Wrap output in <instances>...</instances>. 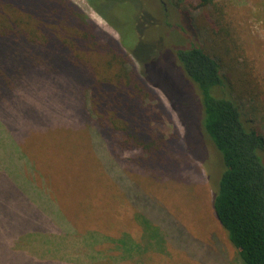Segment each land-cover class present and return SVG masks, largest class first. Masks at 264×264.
Returning <instances> with one entry per match:
<instances>
[{"label":"trees","instance_id":"1","mask_svg":"<svg viewBox=\"0 0 264 264\" xmlns=\"http://www.w3.org/2000/svg\"><path fill=\"white\" fill-rule=\"evenodd\" d=\"M87 1L90 4L91 0ZM173 1L177 6L186 2ZM191 1L204 11V34L199 37L192 27L194 19L186 12L178 9L180 22L171 20L166 5L154 0L159 20L143 27L157 25L161 31L152 33L147 50L141 54L137 52L140 41L135 31L131 34L110 24L96 7L92 9L114 33L71 0H0V149L6 156H0V202L9 206V211L0 208L7 217L4 220L0 216V222L17 229L5 251L23 232L45 234L57 224L61 230L75 227L66 210L58 215L50 207L54 195L53 203L62 205L57 188L50 182L53 173L28 148L30 138L41 131H49L52 136L46 142H55L61 135L54 130L68 129L78 134L85 155L94 160L110 185V196L116 203L112 209L122 219L119 232L113 230L112 238H108L117 251L115 256L110 255L109 263L134 256L132 264H169V249L173 248L190 259L210 264H264V124L258 123L255 115L246 114L241 100L245 95L262 98L264 105V81L260 89L255 85L251 88L247 68L226 61L228 55L234 59L231 51L244 38L235 27L225 25L224 8L214 0L187 2ZM143 5L153 12L148 0ZM150 17L153 20L152 14ZM139 36L145 39L143 31ZM176 38L179 41L175 42ZM166 44L170 49L161 53ZM156 88L172 97L169 103L182 129L187 117L191 118V137L178 130L176 121L171 135L156 128L163 118L172 122ZM34 99L43 105L45 122L33 123V130L27 126L25 130L24 116L33 120L26 108L34 112L33 107H38ZM14 105L25 109L24 116L15 119L19 127H25L22 131L26 135H20L11 124ZM182 107L187 108L186 114ZM261 110L264 113V106ZM196 136L203 138L213 153L205 169L214 189L205 200L209 199L215 221L237 251L233 261L225 251L215 253L192 237L188 228L197 230L199 220L192 217L190 221L180 213L190 226L179 222L161 198L143 192L137 180L139 171H130L125 153L121 155L123 151L139 150L142 158L132 162L140 165L155 156L161 164L175 159V171L181 175L193 171L199 164L196 159L202 158L193 152L197 146H188ZM58 153L51 152L53 156L64 155ZM190 181L182 176L180 186L198 183ZM49 193L53 194L51 198ZM11 202L15 206L11 207ZM43 222L48 230L36 227ZM152 229L158 235L149 234ZM158 239H162L160 249L138 253ZM128 243L133 247L126 254Z\"/></svg>","mask_w":264,"mask_h":264},{"label":"rangeland","instance_id":"2","mask_svg":"<svg viewBox=\"0 0 264 264\" xmlns=\"http://www.w3.org/2000/svg\"><path fill=\"white\" fill-rule=\"evenodd\" d=\"M71 1L78 5L98 24L107 26L112 33H114L113 29L108 26L105 20H103L92 7H96L105 13L108 20H110V24H114L121 30L126 29L130 32L134 30L136 33V40H138V43L140 41L137 47L138 53L142 54L147 50V44L152 33L161 31L160 26L158 27L157 25L154 27L150 24L143 27V24H149L150 22L155 23L159 18L160 12L153 8L155 4L154 0H148V6L150 5L154 13H151V11L143 5L144 0H134L133 2L129 0H91L90 4L87 0ZM162 1L166 5V13L170 15L171 20H178L180 22L178 12H186L194 19L192 27H194L195 31L200 33L198 34L199 37L204 34V23L206 22L202 16L204 11L202 8L195 6V2L191 1L188 3V0H186V2L180 3L177 6V1L175 3L173 0ZM214 2L218 6L224 8L225 25L232 28L235 27L236 31L239 30L242 32L244 38L240 42V46L235 47L231 51V55L234 59H229L230 55H228L226 61L236 67L243 68V66H245L249 73L251 88H254L255 85L260 89L259 85L261 81H264V0H214ZM178 9L181 10L178 11ZM150 14L154 16L153 20ZM139 31L144 32V40H141ZM177 40L179 41V39L176 38L175 42H177ZM257 41L259 43H257ZM157 47L159 49V46ZM169 49L170 44H166V48L161 49L160 52L164 53ZM174 63L176 64V61H174ZM254 80L256 81L255 84H253ZM165 81L167 80L165 79ZM156 90L166 104L168 113L172 117L171 123L163 118L162 122H157L156 128L160 132L171 135L176 121V125L179 126L177 127L178 130L182 133L184 132L186 138L191 137L194 124H191V118L185 115L187 108L182 107V112H185V114L180 111L182 117L188 118L184 129H182L170 105L172 97L166 96L162 92V88V91L158 88H156ZM169 95L171 96L170 93ZM177 96L178 95H176V97ZM241 100L243 101L244 111H248L246 114L249 116L255 115L256 121L264 124V113H262L261 110L264 106L263 99H250L248 95H245ZM16 101H20V98ZM33 103H38L35 104L38 107H33L35 109L34 112L26 108V111L32 114L33 120L27 117L25 118L23 113L25 109L20 105H14L11 111V115L13 116L10 118L11 124L18 133L20 132V135L21 132L24 133L22 130L26 126L33 130L34 127H31L34 125L33 123H40L42 125L45 122L46 115L42 108L43 105L40 106V102L36 99L33 100ZM20 115L24 116V122L26 123L25 127H19L20 124L15 119L16 116ZM40 124H37V126H40ZM67 130H54L61 135V139L55 142H46V140L51 139L52 136L49 131L46 133H42L41 131V133L33 135L30 138L28 148L30 154L32 156H39L44 166L53 173L50 177V182L57 188V194L63 206L60 205L59 208L53 203L56 200V196L54 195L50 207L58 211V215L61 214L63 210H66L67 215L72 216V219L75 221V227L71 229L62 227L61 230L57 224L48 230L44 222L40 223L36 225V227L38 230H48L45 234H39L40 231H37L36 234L32 231L23 232L21 236L17 237L11 244L13 247L9 251H5L6 247L9 246L8 239L10 237H15L17 229H12L10 224H3L0 222V264H112L113 261L109 263L110 255L115 256L117 251L108 238H112L113 230L119 232L120 229H118V227L122 223L121 217H116L118 214L112 209L113 206H116V203L110 196V194L113 195V191L110 185L106 184L107 182L102 178L94 160H92L90 156L85 155L83 149L84 144L78 139V134H76L75 131ZM18 133L14 132V134ZM57 133H55L54 137L57 136ZM195 134L199 135L197 130ZM188 146L189 148L197 146L196 150L193 152L195 155L199 156V158L200 156L202 158L196 159L199 164L194 165L195 170L185 171L181 175L175 171V159L172 163L167 162L161 164L159 163L158 157L155 156L140 165L141 162H136V164L132 162L134 159L140 160V158H142L139 150L131 149L123 151L121 155L125 153L124 157L127 159L126 166L130 171H139L137 180H139V186L142 188L143 192L149 193L158 199L161 198L160 201L163 203V206L179 222H184L190 226L180 213L185 214L190 221L192 217L195 218V220H199L198 222L200 223L197 222L199 225L197 230L188 228L192 237H194L195 240L197 239L200 242L199 244L208 247L215 253H217L218 250L225 251L228 259L233 261L237 257V251L228 241L227 234H225L221 226L215 221L209 205L211 191L213 192L214 188L213 186L210 188L211 185L207 180L205 167L209 166V160L213 154L212 150L208 147V143L203 138L197 136L188 143ZM58 151V154L63 153L64 155L53 156L51 154V152L57 153ZM0 156L1 158L6 157L1 149ZM182 176L186 182H188V179L191 181L194 179L198 181V183L192 184L190 181L191 183H188L190 185L184 184V186H180L182 183ZM177 179L178 185H176ZM48 196L51 198L53 194L49 193ZM43 197L45 201L48 200L47 195L44 193ZM205 197H209V199L207 198V200H205ZM9 204L11 207L15 206L12 202ZM0 208H2L1 210L8 208L7 211H9V206L1 202ZM0 216L4 220H7V217L1 212ZM152 233L158 235L155 229L150 230L149 234ZM105 234L108 235L107 239H104ZM115 234L117 235V233ZM125 236L127 235L125 234ZM128 244L129 245L126 247L128 249L125 252L126 254L130 253L129 250L133 247L132 243ZM145 246L146 249L142 247L138 252L139 254H141L143 250L155 252L157 249H160L162 246V239L155 240L151 243L148 242ZM111 247L112 251H109ZM169 250L172 252L169 264H210L208 262H199L193 258L190 259L184 252L176 249L170 248ZM132 259H126V261L115 260L113 263L132 264ZM143 260V257H141V261ZM141 264L145 263L141 262ZM213 264H215V262Z\"/></svg>","mask_w":264,"mask_h":264},{"label":"flooded vegetation","instance_id":"3","mask_svg":"<svg viewBox=\"0 0 264 264\" xmlns=\"http://www.w3.org/2000/svg\"><path fill=\"white\" fill-rule=\"evenodd\" d=\"M160 1L164 4V2L162 0H160Z\"/></svg>","mask_w":264,"mask_h":264}]
</instances>
